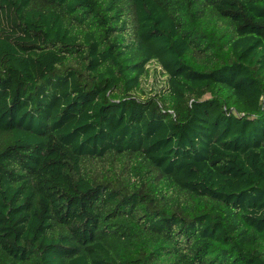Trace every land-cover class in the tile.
I'll use <instances>...</instances> for the list:
<instances>
[{"label": "trees", "instance_id": "obj_1", "mask_svg": "<svg viewBox=\"0 0 264 264\" xmlns=\"http://www.w3.org/2000/svg\"><path fill=\"white\" fill-rule=\"evenodd\" d=\"M0 264H264V0H0Z\"/></svg>", "mask_w": 264, "mask_h": 264}]
</instances>
